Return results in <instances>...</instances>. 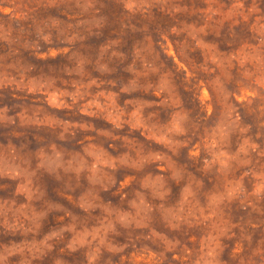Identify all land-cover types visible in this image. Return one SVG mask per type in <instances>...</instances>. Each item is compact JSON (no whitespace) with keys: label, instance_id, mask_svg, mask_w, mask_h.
Masks as SVG:
<instances>
[{"label":"rangeland","instance_id":"obj_1","mask_svg":"<svg viewBox=\"0 0 264 264\" xmlns=\"http://www.w3.org/2000/svg\"><path fill=\"white\" fill-rule=\"evenodd\" d=\"M0 264H264V0H0Z\"/></svg>","mask_w":264,"mask_h":264}]
</instances>
